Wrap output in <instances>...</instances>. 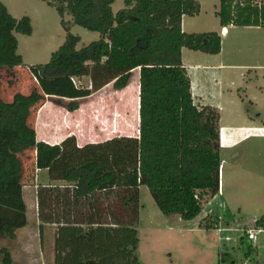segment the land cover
I'll use <instances>...</instances> for the list:
<instances>
[{
  "label": "trees",
  "instance_id": "trees-1",
  "mask_svg": "<svg viewBox=\"0 0 264 264\" xmlns=\"http://www.w3.org/2000/svg\"><path fill=\"white\" fill-rule=\"evenodd\" d=\"M39 1L62 18L66 40L48 64L30 68L39 90L12 100L0 95V235L13 240L27 226L23 159L36 152L37 169L47 170L51 183H65L37 191L38 219L54 227L43 242L55 264H140L141 187L162 214L185 222L197 219L219 194L220 114L194 104L182 50L217 56L222 37L183 32V17L201 12L195 0H124L117 14L116 0ZM67 15L72 22L65 21ZM216 17L222 28H264V0H220ZM71 25L98 33L100 40L77 51L81 38ZM16 33L31 35V21L15 19L0 1V69L24 65ZM137 69L139 138L81 148L74 136L58 146L37 142L32 112L46 98L69 100L66 109L73 113L79 100L110 84L115 90L128 87ZM84 78H90V88L75 84ZM255 225L264 228V219ZM254 252L249 246L246 256ZM0 255L3 264H12L7 249Z\"/></svg>",
  "mask_w": 264,
  "mask_h": 264
},
{
  "label": "rangeland",
  "instance_id": "rangeland-1",
  "mask_svg": "<svg viewBox=\"0 0 264 264\" xmlns=\"http://www.w3.org/2000/svg\"><path fill=\"white\" fill-rule=\"evenodd\" d=\"M7 8L9 14L15 19L21 21L23 18H29L32 26L31 35L16 33L19 42L18 54L22 56L24 65L15 70L0 69V95L6 100H12L17 93L26 95L39 90L37 83L30 73V68L38 65H45L50 62L53 53L65 43L66 32L61 25L62 18L57 11L39 0H0ZM201 5V12L196 17H188V23L194 26L197 33L218 32L220 29L219 19L216 13L220 7V0H195ZM113 12L118 13L124 9V0H116L112 5ZM66 22H72L70 16H65ZM71 33L81 38L77 46V51L88 47L93 42L100 40V35L90 32L79 26L71 25ZM222 54L220 57H208L206 55L195 54L190 51L184 56V62L187 67L202 66L212 67L223 65L233 66H264V31L259 34L256 31H244L241 29L233 30L228 37H225L222 43ZM213 70L218 73L216 80L225 83L226 88L240 89L248 88L251 98L255 101L257 108H252L253 114L257 115L264 106V70L256 71L252 69L249 72V82L243 79V75L248 72L240 69H212V68H189L188 74L196 82L201 79V74ZM140 73H134L130 81L128 93H124L119 100L120 104L124 101L127 94L130 95L133 110L137 115L139 101V80ZM259 77V80H256ZM222 79V80H221ZM198 80V81H199ZM260 81V82H259ZM78 86L86 88L91 87L90 78L74 80ZM246 83V85L244 84ZM117 91L111 84L110 89L104 91L100 99L94 97L91 99L79 100L82 112L73 115L71 121L61 117L63 112L69 111L66 107L70 101L46 98L32 112L35 119V128L38 132V143H44L49 146H58L61 144L63 136H77L89 141L105 142L113 136L123 137L126 133L123 129L117 130L114 125L110 126V118H120V122L125 119L124 109H118L116 105L114 112L109 109L113 104V96ZM243 96L244 92L240 91ZM128 95V96H129ZM136 96L134 99L133 97ZM245 98V96H243ZM237 98V97H236ZM109 100V101H108ZM100 101V102H99ZM101 103L99 109H92ZM108 103V105H107ZM135 103V108H134ZM249 104V103H246ZM47 106L45 109L44 107ZM248 106V105H247ZM44 109V110H43ZM43 112L40 114V112ZM86 110V111H85ZM89 112H88V111ZM118 110V111H117ZM54 111V113H53ZM68 111V112H67ZM80 114L82 115L81 117ZM225 113V117H226ZM136 117V116H135ZM37 125V127H36ZM133 134L139 135V121H135L131 126ZM65 131V134L60 135ZM88 134V135H85ZM90 138V139H88ZM93 138V139H91ZM49 139V143L41 140ZM36 152H31L24 161V200L27 206V226L23 230L16 232V238L11 240L0 235V249L5 248L12 257V264H55L54 256L50 255L44 246V235L51 234L54 227L43 225L38 219L37 191L38 188L46 186L49 181L47 171L39 173L37 169ZM65 185V184H63ZM204 217V212L195 220L200 222ZM194 220V221H195ZM179 223L174 217L165 216L156 206L147 187L140 188V217L136 228L139 232L140 246L139 259L140 264H256L251 259H247L245 252L248 249V242L241 246V232L225 233L223 236H230V243L219 242L215 233L205 227H197L196 222ZM212 224L207 218L201 221V226ZM237 226H233L236 229ZM240 227V226H239ZM237 227V228H239ZM241 228V227H240ZM50 236V235H49ZM264 238V235H262ZM49 244V243H48ZM48 246V250L51 245ZM236 248L235 251L233 248ZM223 250V253L220 251ZM0 264H3V256L0 255Z\"/></svg>",
  "mask_w": 264,
  "mask_h": 264
},
{
  "label": "crops",
  "instance_id": "crops-1",
  "mask_svg": "<svg viewBox=\"0 0 264 264\" xmlns=\"http://www.w3.org/2000/svg\"><path fill=\"white\" fill-rule=\"evenodd\" d=\"M187 21H188V16L183 17L182 20L183 32L187 34H193V33L201 34V33H197L198 31L194 29V26L190 25ZM237 29H241L244 31H256L258 34L260 31H264V28H251V27L222 28L220 26V29L217 33L221 35L222 43L225 37H228L233 30H237ZM187 51L189 50L187 49L182 50V62L187 73H189L188 72L189 68L240 69L241 71L248 72L247 74L243 75V79L246 81V79L250 76L249 72H251L252 69H257L256 71L264 70V66H249V65L227 66L223 64H219L218 66H212V67H208V66L202 67L198 65L188 68L184 62V56L187 53ZM192 53L205 55L199 52H192ZM221 54L217 56H210V55H206V56L220 57ZM206 71L208 72L201 74V79L200 80L198 79L199 81L197 80L196 82L193 81L192 77L189 76V74L188 76L191 81V92H192L194 104L199 108L211 107L213 109H216L220 114L219 146H220V155H221V163H222V167L220 171V191L215 198L209 199L206 202L203 211L204 212L203 219L207 218V220L211 222L212 228H210V230H212L215 233V236L218 237L217 232L214 230L217 227L233 228V226H237V227L240 226L241 228L245 227L247 229H253V228H257L255 225L257 221L264 219V116L262 112H259L257 115L252 113L251 109L254 107L258 109V105H256L255 101L251 98L248 88L245 89L226 88L224 86L225 85L224 82H220L219 80H216V77H218V73L213 72V70H206ZM136 72L140 73V70L139 69L135 70L133 74ZM258 78L259 77H257L256 80H259ZM248 81L253 82V80L249 78ZM244 84L246 85V83ZM110 87L111 84L106 86L104 89L94 94L93 96L87 98V100L94 97L100 99L104 91H107L108 89H110ZM129 87L130 86L128 85V87H126L125 89L121 91H117V95L119 96L117 97L113 96V100H112L113 104H111V107L109 109L113 113L115 109L114 107L117 105L118 109L121 107L120 109H124L125 111H129V112L125 113V119L123 122H120L121 120L118 117L116 119L114 117H111L109 123L110 126H112V129L114 125L117 127V130L118 128L119 129L122 128L123 132L126 133L123 137L139 138V135L133 134V131L132 129L129 128V126L133 124L135 118L137 122L139 121V126H140V113H139L140 98L138 101L139 108L137 110V115L134 111L133 112L131 111L133 110L132 102L134 101L131 102V98L129 94L125 96L122 104H120L119 102L122 95L124 93H128L127 89ZM138 87L140 94V80ZM240 91L244 92L243 96H245V98L241 95ZM133 98L135 99L136 96H134ZM98 106L101 107V103H98V105L93 107L92 109L97 110L99 109ZM134 108H135V103H134ZM262 109L264 110V106L263 108H260V110ZM82 110L83 109L81 108L73 113L67 111L68 112L67 114H69V117L67 118L65 116L66 113L63 112L61 114V117L64 118V120L66 119L67 123L72 122L71 121L72 116L78 115L79 113L82 112ZM225 113H227L226 117H225ZM81 116L82 115L80 114L79 117ZM35 130H36V135H38L36 128ZM63 134H65V131L62 132L60 135ZM85 135L88 134L85 133ZM68 137L70 136H63L60 142L62 143ZM114 138H120V137L113 136L112 138H109V140ZM37 140L38 142L40 141L38 136H37ZM41 141L49 143V139L46 140L42 139ZM85 141L86 140L82 138H78L77 139L78 146L81 148L88 144L103 143L93 140L92 141L88 140V142ZM43 171H47V170H39V173H42ZM63 184L65 183L48 182L46 183V186L48 185L64 186ZM24 191L25 189H23V195H24ZM172 217H174L179 223L185 222L182 221V219L178 216H172ZM203 219H201V221ZM197 220H195L194 222H196ZM201 221L196 222V224L197 227L203 228L204 226H201ZM262 235L264 234L259 235L257 243L255 244L248 243V247L251 246L254 249L255 251L254 254L251 257H247L245 252V256L247 257V259H251L256 264H264V238L262 237ZM241 239L242 238H240V244L241 246H244L247 242L245 240L242 241ZM235 249L236 248L234 247L233 250L235 251ZM223 264H225V261H223Z\"/></svg>",
  "mask_w": 264,
  "mask_h": 264
},
{
  "label": "built area",
  "instance_id": "built-area-1",
  "mask_svg": "<svg viewBox=\"0 0 264 264\" xmlns=\"http://www.w3.org/2000/svg\"><path fill=\"white\" fill-rule=\"evenodd\" d=\"M217 232L218 240L219 242H226L230 243L232 241V238L230 236H223L225 233L230 232H241L242 235V241L245 240L248 243L255 244L258 241L259 235L264 234V228H253V229H247L245 227L242 228H226V227H217L214 229ZM224 251L221 250L220 253H223ZM223 263V261L221 262Z\"/></svg>",
  "mask_w": 264,
  "mask_h": 264
}]
</instances>
